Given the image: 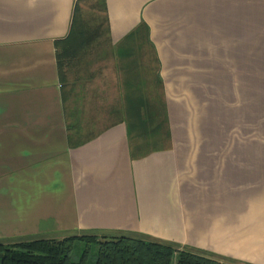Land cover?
Segmentation results:
<instances>
[{
  "label": "crops",
  "instance_id": "1",
  "mask_svg": "<svg viewBox=\"0 0 264 264\" xmlns=\"http://www.w3.org/2000/svg\"><path fill=\"white\" fill-rule=\"evenodd\" d=\"M175 91L264 129V0H0V244L134 235L264 264V145L219 126L179 147Z\"/></svg>",
  "mask_w": 264,
  "mask_h": 264
},
{
  "label": "trees",
  "instance_id": "2",
  "mask_svg": "<svg viewBox=\"0 0 264 264\" xmlns=\"http://www.w3.org/2000/svg\"><path fill=\"white\" fill-rule=\"evenodd\" d=\"M158 80V83L161 81ZM82 246L80 259L71 261ZM220 264L201 253L134 235H75L61 239L0 244V264Z\"/></svg>",
  "mask_w": 264,
  "mask_h": 264
},
{
  "label": "rangeland",
  "instance_id": "3",
  "mask_svg": "<svg viewBox=\"0 0 264 264\" xmlns=\"http://www.w3.org/2000/svg\"><path fill=\"white\" fill-rule=\"evenodd\" d=\"M158 82V81H157ZM159 85L156 86V93L155 97L157 100L158 107L159 101L161 100V95L163 92L158 91ZM173 97L172 99L177 102V111L179 112V115L177 113L174 121L175 123L173 126L175 127L177 131V145L179 147H187V148H195L197 145H202V135L205 131H215L219 129L220 127H226L227 131L233 132L236 136V142L242 143L241 145H245L243 143L251 141L253 146L260 145L258 142L261 141V145H264V134H259V132H264V129L260 128L259 124L252 123L251 126L248 124H244L241 117L238 115L237 111V122L235 123H227L226 121H222L220 124L222 117L224 116H215V119L212 118V112L211 114H207V106L204 105V117H202L201 112V103L204 102V97L201 99L199 98L198 94L195 95V92H185V91H175L172 92ZM206 94V92H204ZM224 92H219L217 100L222 101ZM175 95V96H174ZM200 95V94H199ZM207 95H210L208 93ZM163 97V96H162ZM206 103V102H204ZM199 105V106H197ZM198 117L199 122H196V118ZM201 117L203 119H201ZM225 117V116H224ZM159 118V116H158ZM218 118L220 121H217ZM224 119V118H223ZM221 129V128H220ZM211 142L212 139H209ZM203 145H206V142L203 143ZM238 145V144H237ZM194 151L192 150L191 153L189 152L188 157L194 158V155L192 154ZM82 251V246L77 247L72 256L71 261L73 263H77L80 259ZM194 251V250H193ZM210 255V254H209ZM207 256V255H206ZM210 257V256H209ZM94 263V253L91 254L90 261L88 264Z\"/></svg>",
  "mask_w": 264,
  "mask_h": 264
}]
</instances>
